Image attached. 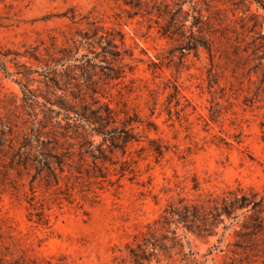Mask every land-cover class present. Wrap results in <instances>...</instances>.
<instances>
[{
  "label": "rangeland",
  "instance_id": "374dc122",
  "mask_svg": "<svg viewBox=\"0 0 264 264\" xmlns=\"http://www.w3.org/2000/svg\"><path fill=\"white\" fill-rule=\"evenodd\" d=\"M257 2L0 0V264H135L149 227L150 264H264V235L236 234L243 217L202 234L158 223L181 201L264 196ZM107 108L99 124L132 129L128 145L67 119ZM36 137L63 172L39 164Z\"/></svg>",
  "mask_w": 264,
  "mask_h": 264
},
{
  "label": "trees",
  "instance_id": "16d2710c",
  "mask_svg": "<svg viewBox=\"0 0 264 264\" xmlns=\"http://www.w3.org/2000/svg\"><path fill=\"white\" fill-rule=\"evenodd\" d=\"M264 8V0H258V2ZM264 41V36L259 37ZM194 41H188L180 47L181 53L190 51L192 49L198 48L202 44H198V40L192 37ZM206 49H210L203 44ZM117 49V46H113ZM264 48V44L261 46ZM114 56V54H113ZM115 56H119L118 52L115 53ZM87 63V62H86ZM52 112V111H51ZM113 112L107 108L105 111V118L101 112H94L95 119L98 122L91 123L90 119L85 116L81 118H70L67 116L68 121L77 122V121H86L87 125H99L100 128L92 129V132L96 135L103 136L104 143L110 142L113 149H117L119 146L116 141H122L125 145H128L132 140L130 130H118L112 129L108 130L106 126L99 124V122H110L113 120ZM132 122V120L130 121ZM68 128H82L84 131L85 127L76 126L71 124L68 125ZM119 134L117 137L116 135ZM38 147L41 148L40 156L42 160L39 161L40 165L47 167L52 171L51 160L56 159V163L59 166L61 172H63L62 164L63 162L55 156H51L48 152L47 143L40 140L39 137L35 138ZM31 142H28L25 147H28ZM99 147L100 157H94V160L103 159L107 160V156L102 149V146ZM90 146L93 147V142H90ZM32 149V147L30 148ZM157 154L162 155L161 149H157ZM42 170H40L41 172ZM180 207H170V209L165 211L164 216L159 220V224L164 229L167 226L172 224L181 225L183 228L187 229L190 232L202 234L209 232L210 228L214 229L220 224H224L225 220L238 221L241 217L244 218V222L241 224V229L236 231L237 236L240 239H252L258 238L259 235H264V196L259 197L258 193L255 192H246L243 189L230 190L223 196L215 199H208L206 202L201 204H188L185 201L180 202ZM236 225H239L237 222ZM229 227H226L228 229ZM176 234V233H174ZM159 239L156 235V229L149 227V232L142 236V243L139 244L136 248H130L131 258L135 264H150L153 258L158 256V249L161 247ZM175 241V238L174 240ZM177 243L174 242V245ZM236 247H241L235 245ZM147 247H151L153 252L148 254Z\"/></svg>",
  "mask_w": 264,
  "mask_h": 264
}]
</instances>
